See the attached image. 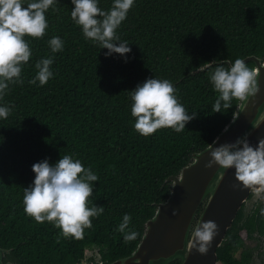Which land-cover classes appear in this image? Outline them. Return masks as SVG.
Here are the masks:
<instances>
[{
	"label": "trees",
	"instance_id": "trees-1",
	"mask_svg": "<svg viewBox=\"0 0 264 264\" xmlns=\"http://www.w3.org/2000/svg\"><path fill=\"white\" fill-rule=\"evenodd\" d=\"M30 2L23 0V7ZM112 4L98 0L106 11ZM73 8L71 0H56L55 10L45 13V36L25 37L32 55L22 69L24 84L10 85L0 101L15 106L0 118V248L14 264H81L92 248L103 264L132 255L146 223L171 195L169 178L210 146L236 113L235 99L229 109L212 111L218 93L210 74L237 58L264 60V0H134L117 30L131 48L127 59L106 56L107 49L85 39L71 18ZM54 36L64 41L63 51L52 53L48 41ZM49 56L54 78L30 85L36 62ZM147 78L170 80L189 114L197 113L183 132L161 128L145 137L135 130L130 91ZM63 155L99 177L89 200L104 213L92 218L82 240L65 238L53 222L38 223L24 211V188L35 179L32 165L44 159L55 164ZM261 208L259 203L247 218L239 212L218 250L219 264H251L241 233L264 234ZM124 214L140 233L127 244L116 231Z\"/></svg>",
	"mask_w": 264,
	"mask_h": 264
},
{
	"label": "clouds",
	"instance_id": "clouds-1",
	"mask_svg": "<svg viewBox=\"0 0 264 264\" xmlns=\"http://www.w3.org/2000/svg\"><path fill=\"white\" fill-rule=\"evenodd\" d=\"M72 20L82 27L85 39L92 41L102 49L106 56L117 53L127 59L131 52L129 43L121 40L117 30L127 18L134 0H113L109 10L98 7V0H71ZM56 0H32L23 7V0H0V101L10 91V85H23L22 69L28 63L32 51L25 37L42 38L46 34L48 22L45 13ZM52 53L63 51L64 41L54 36L48 41ZM54 58H41L35 64L37 70L30 85L43 86L54 78L51 66ZM260 71L249 68L245 59L237 58L229 67L217 66L210 74V81L218 93L213 112H222L232 107V101H250L260 91L258 77ZM177 90L168 79L147 78L130 91L132 101L131 115L136 118L135 130L148 137L161 128H171L180 133L186 125L196 118L197 113L189 114L176 95ZM13 104L0 106V118L7 119L14 109ZM238 116L233 115V122ZM226 126L224 131L228 130ZM216 142H214L215 144ZM210 159L204 165L211 169H234V189H245L264 197V139L252 146L248 134L232 143L219 146L210 145ZM35 179L24 188L23 204L25 213L36 222H53L61 229L65 238H84L85 229L92 228V218L104 213L103 206L91 204L93 183L99 177L91 167H84L73 155H63L55 164L44 159L32 165ZM91 204V206H89ZM176 214L175 212L173 213ZM264 216V208L260 209ZM131 215L124 214L116 231L123 234L127 244L136 240L140 233L130 227ZM219 235V226L212 220L201 221L193 230L191 249L201 255H207L214 239ZM59 243V239H57Z\"/></svg>",
	"mask_w": 264,
	"mask_h": 264
},
{
	"label": "water",
	"instance_id": "water-1",
	"mask_svg": "<svg viewBox=\"0 0 264 264\" xmlns=\"http://www.w3.org/2000/svg\"><path fill=\"white\" fill-rule=\"evenodd\" d=\"M249 62H254L255 68L260 71V91L250 101L239 102L235 113L238 117L235 122L232 119L227 125L228 130H223L215 139L216 143L211 144L214 147L235 142L246 133L254 147L260 139H264V60L250 56L245 58V63ZM227 64L230 66L231 62ZM209 150L210 146L195 154L193 162L178 176L169 178L168 181L172 183L171 195L146 223L137 249L129 257L109 264H171L174 261L181 264H219L218 250L223 246L242 207L246 205L245 216L248 217L261 197L248 189L241 191L232 187L238 183L234 169L219 168L218 165L205 168L210 159ZM201 208L203 211L199 215ZM208 220L219 226V235L214 239L209 253L201 255L191 249L190 241L194 228L201 221ZM0 254V264H3L4 251L0 250Z\"/></svg>",
	"mask_w": 264,
	"mask_h": 264
},
{
	"label": "rangeland",
	"instance_id": "rangeland-1",
	"mask_svg": "<svg viewBox=\"0 0 264 264\" xmlns=\"http://www.w3.org/2000/svg\"><path fill=\"white\" fill-rule=\"evenodd\" d=\"M263 197H261L257 203H262ZM262 201V202H261ZM256 203V204H257ZM255 204V205H256ZM251 206V204L248 206V208ZM255 207V206H254ZM253 211V210H252ZM241 236L243 237L245 244H246V248L245 250L248 252L253 253L254 255H256V253H260L261 251H264V243H259L258 241H249L247 234L245 232L241 233ZM258 257L257 259L253 260L252 264H261V262L258 261ZM83 263L85 264H100L101 263V259L99 256V251L98 248H92L91 250L88 251L85 260L83 261Z\"/></svg>",
	"mask_w": 264,
	"mask_h": 264
},
{
	"label": "flooded vegetation",
	"instance_id": "flooded-vegetation-1",
	"mask_svg": "<svg viewBox=\"0 0 264 264\" xmlns=\"http://www.w3.org/2000/svg\"><path fill=\"white\" fill-rule=\"evenodd\" d=\"M253 197V194L250 196V199ZM262 200H263V202L262 203H260V204H262V205H264V197L262 198ZM259 203H257L256 205H255V208L257 207V205H258ZM245 206L246 205H244L243 207H242V209H241V212L244 214V216H245ZM255 208H254V210H255ZM253 210V211H254ZM252 213V212H251ZM250 213V214H251ZM246 217V216H245ZM247 218V217H246ZM243 232H245V231H243ZM246 233V232H245ZM247 234V233H246ZM248 237V240L249 241H258L259 243H264V234H260V233H255L254 234V236H252V237H249V236H247ZM245 248H246V244H245ZM0 250H2V251H4V256H3V259H2V263L3 264H14L12 261H10V260H7V258H6V255H7V253H9V251H7V250H5V249H2V248H0ZM242 254H243V251L242 252H240L239 253V257L241 258L242 257ZM0 256H1V254H0ZM257 257H258V261L259 262H261V264H264V251H261L260 253L258 252V253H256V255H254L253 253H252V260H251V264L253 263V260L254 259H257Z\"/></svg>",
	"mask_w": 264,
	"mask_h": 264
}]
</instances>
